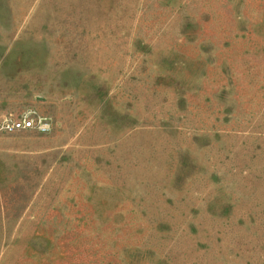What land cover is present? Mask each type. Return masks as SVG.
<instances>
[{"label":"rangeland","instance_id":"rangeland-1","mask_svg":"<svg viewBox=\"0 0 264 264\" xmlns=\"http://www.w3.org/2000/svg\"><path fill=\"white\" fill-rule=\"evenodd\" d=\"M4 119L0 264H264V0H0Z\"/></svg>","mask_w":264,"mask_h":264},{"label":"built area","instance_id":"built-area-1","mask_svg":"<svg viewBox=\"0 0 264 264\" xmlns=\"http://www.w3.org/2000/svg\"><path fill=\"white\" fill-rule=\"evenodd\" d=\"M7 122V123H6ZM34 121L31 119H22L21 121L14 122L11 121L9 122L7 119L0 120V130H14L17 128H28V127H34ZM41 129L45 130L46 127L44 125L40 126Z\"/></svg>","mask_w":264,"mask_h":264}]
</instances>
